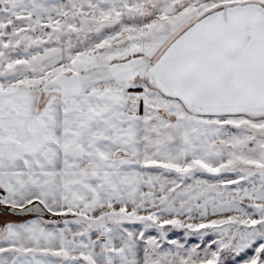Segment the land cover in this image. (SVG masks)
I'll return each instance as SVG.
<instances>
[{
	"label": "snow or ice",
	"instance_id": "snow-or-ice-1",
	"mask_svg": "<svg viewBox=\"0 0 264 264\" xmlns=\"http://www.w3.org/2000/svg\"><path fill=\"white\" fill-rule=\"evenodd\" d=\"M0 264H264V0H0Z\"/></svg>",
	"mask_w": 264,
	"mask_h": 264
}]
</instances>
